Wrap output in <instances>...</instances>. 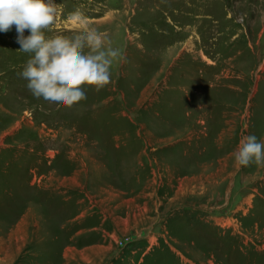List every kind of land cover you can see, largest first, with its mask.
I'll return each instance as SVG.
<instances>
[{
  "label": "rangeland",
  "instance_id": "1",
  "mask_svg": "<svg viewBox=\"0 0 264 264\" xmlns=\"http://www.w3.org/2000/svg\"><path fill=\"white\" fill-rule=\"evenodd\" d=\"M55 2L122 56L55 107L0 32V264H264V0Z\"/></svg>",
  "mask_w": 264,
  "mask_h": 264
},
{
  "label": "clouds",
  "instance_id": "2",
  "mask_svg": "<svg viewBox=\"0 0 264 264\" xmlns=\"http://www.w3.org/2000/svg\"><path fill=\"white\" fill-rule=\"evenodd\" d=\"M56 10L55 0H0V32L15 24L18 50L33 54L20 73L33 95L42 104L72 106L86 98L83 86L110 82L113 61L122 54L118 48H105L102 34L87 25L70 39L46 38L42 29L55 22ZM78 15L68 20L75 24ZM234 157L241 166L264 163V141L255 134L245 136Z\"/></svg>",
  "mask_w": 264,
  "mask_h": 264
}]
</instances>
